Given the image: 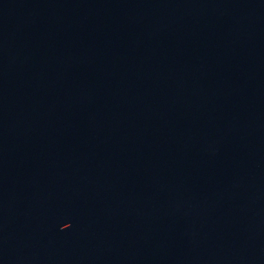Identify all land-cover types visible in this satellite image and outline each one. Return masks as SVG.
<instances>
[{
  "label": "water",
  "instance_id": "95a60500",
  "mask_svg": "<svg viewBox=\"0 0 264 264\" xmlns=\"http://www.w3.org/2000/svg\"><path fill=\"white\" fill-rule=\"evenodd\" d=\"M0 264H264V0H0Z\"/></svg>",
  "mask_w": 264,
  "mask_h": 264
}]
</instances>
